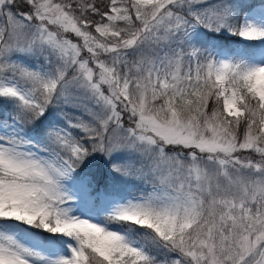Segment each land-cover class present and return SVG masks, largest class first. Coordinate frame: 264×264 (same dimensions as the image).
Wrapping results in <instances>:
<instances>
[{
	"label": "snow or ice",
	"instance_id": "6c2138e0",
	"mask_svg": "<svg viewBox=\"0 0 264 264\" xmlns=\"http://www.w3.org/2000/svg\"><path fill=\"white\" fill-rule=\"evenodd\" d=\"M0 264H264V0H0Z\"/></svg>",
	"mask_w": 264,
	"mask_h": 264
}]
</instances>
